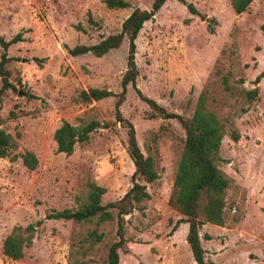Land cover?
Listing matches in <instances>:
<instances>
[{
	"label": "rangeland",
	"instance_id": "obj_1",
	"mask_svg": "<svg viewBox=\"0 0 264 264\" xmlns=\"http://www.w3.org/2000/svg\"><path fill=\"white\" fill-rule=\"evenodd\" d=\"M104 0H0V35L21 41L9 47L10 88L0 103V128L17 143L0 158V264H68L75 244L96 230L102 240L86 255L87 264H105L109 246L118 240L114 219L96 224L47 219L51 212L75 210L84 202L88 184L105 188L101 204L118 201L132 186L134 165L127 153V129L115 118L113 97L88 104L76 101L81 90L120 92L128 42L101 58L69 55L77 45H94L119 33L135 9L149 10L153 0H125L130 8L108 9ZM167 0L139 32L135 62L136 88L168 112L190 119L199 95L225 127L218 163L236 188L227 195L224 227L205 224L199 230L206 261L215 264H264V78L254 101L245 91L264 70V0H253L236 14L230 0ZM210 27L212 31H210ZM2 50L0 49V55ZM43 59L41 66L33 59ZM1 87V80H0ZM121 115L134 129L145 157H151L158 179L146 185L149 200L124 218L125 251L120 264H195L185 241L187 224L168 205L183 151L185 132L176 119L150 118L149 107L128 86ZM97 124L85 144L71 155L57 153L54 133L63 123ZM240 139L233 142L230 131ZM38 159L28 170L20 153ZM238 217L235 222L234 218ZM41 221L21 259L2 252L15 226ZM209 236L210 240H206Z\"/></svg>",
	"mask_w": 264,
	"mask_h": 264
},
{
	"label": "trees",
	"instance_id": "obj_2",
	"mask_svg": "<svg viewBox=\"0 0 264 264\" xmlns=\"http://www.w3.org/2000/svg\"><path fill=\"white\" fill-rule=\"evenodd\" d=\"M185 5L188 11L198 15V11L192 4H187L184 0H179ZM105 6L111 10H123L130 8V4L125 0H104ZM167 0H153L149 10L135 8L123 21L119 33L109 35L101 39L97 44L86 46L77 45L67 49L72 57H79L91 54L96 58H101L112 50L118 49L124 40L128 42V54L126 58V70L120 81V92L113 93L105 89L88 88L81 90L76 101L84 104L98 102L106 98L113 97L115 101V118L118 122L125 125L127 129V153L134 165L132 175V186L116 202L106 205L101 204L102 196L106 190L94 183L88 184V191L84 202L75 210L65 209L59 212H51L46 215L47 219L73 221L74 223H87L96 219V224L100 225L114 219L111 210L116 211L117 218V237L118 240L111 244L108 249L105 264H120L119 251H125L127 239L125 238L124 218L131 215L138 205L149 200L150 195L146 190L147 184L153 183L158 179L151 157H145L140 150L135 136L133 125L121 115L120 107L124 103L128 86H131L137 96L149 107L150 118H161L164 120L176 119L181 124L185 132L183 151L175 173L173 187L168 198V205L176 209L182 219L178 220L172 228L175 232L179 224H187L188 231L185 241L191 251L195 264H214L206 261V251L202 247L199 230L205 224L224 227L226 224V208L228 192L236 188L233 178L226 175L219 169L218 163L221 161L219 156L223 138L226 136L225 127L217 118L216 114L208 106V96L205 92L201 93L197 99L193 115L190 119L168 112L165 108L158 105L154 100L145 97L136 88V81L139 77V70L135 62L136 39L143 25L152 20L156 13L163 7ZM253 0H230L231 7L236 14L244 13ZM264 34V24L260 26ZM210 31H212L210 27ZM21 41V34H17L10 40H5L0 35V103L2 95L14 85L10 82L12 77L9 65L12 58L8 55L10 46ZM41 66L43 59H33ZM264 78V70L253 81L254 89L245 91L248 101H254L258 94V84ZM96 123H81L74 126L68 122H63L54 133L57 153L69 156L73 153L77 144H85L89 141ZM230 138L233 142L240 139L236 129L230 131ZM17 148L14 138L0 128V158H7L12 150ZM23 165L30 171L38 166L37 157L25 151L20 153ZM238 221V217L234 218ZM41 221L30 224L26 227L15 226L10 234L5 238L2 245L3 255L12 261L19 260L24 255V249L32 244L34 235L40 226ZM210 240L209 236H205ZM85 242L76 243V249L70 253L68 264H87L83 259L76 256H85L91 247L102 240V235L96 230L91 231Z\"/></svg>",
	"mask_w": 264,
	"mask_h": 264
},
{
	"label": "crops",
	"instance_id": "obj_3",
	"mask_svg": "<svg viewBox=\"0 0 264 264\" xmlns=\"http://www.w3.org/2000/svg\"><path fill=\"white\" fill-rule=\"evenodd\" d=\"M211 262H213V261H211ZM214 263V262H213ZM215 264V263H214Z\"/></svg>",
	"mask_w": 264,
	"mask_h": 264
}]
</instances>
